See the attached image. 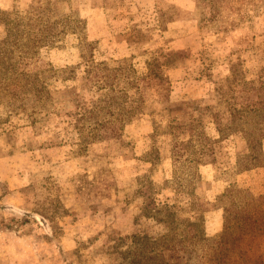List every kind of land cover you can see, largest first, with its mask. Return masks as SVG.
<instances>
[{"label":"rangeland","instance_id":"obj_1","mask_svg":"<svg viewBox=\"0 0 264 264\" xmlns=\"http://www.w3.org/2000/svg\"><path fill=\"white\" fill-rule=\"evenodd\" d=\"M7 29L27 73L57 76L46 113L0 98V264H183L158 208L195 194L214 237L219 196H253L233 178L264 165V0H0ZM98 88L119 95L92 129Z\"/></svg>","mask_w":264,"mask_h":264},{"label":"trees","instance_id":"obj_2","mask_svg":"<svg viewBox=\"0 0 264 264\" xmlns=\"http://www.w3.org/2000/svg\"><path fill=\"white\" fill-rule=\"evenodd\" d=\"M6 31L11 43L5 46L0 43V98L16 93L22 95L29 114L40 115L48 112L44 97L48 95L50 80L56 79V73L50 70L36 74L27 73L20 66V62L33 45L26 40H20L22 31L10 29ZM96 91L90 103V109L97 113L92 121L94 126L88 124L92 129L108 124L109 120L99 118L105 114L110 117L111 107L117 104L116 96L119 95V93L114 95L113 91L105 92L103 88H98ZM98 92L100 97L96 99ZM225 97L222 96L221 99ZM115 108L122 109L120 105ZM138 108L139 104H134L129 107L128 113H133ZM87 109L85 105L81 106V111L85 112ZM75 129L79 128L75 126ZM250 155V153L247 155L250 164L242 171L259 165ZM228 196L235 199L228 200L226 207H218L223 211L224 227L222 232L214 237H207L205 234L204 215L199 198L195 194L189 195L190 199L187 200V207L184 209L180 208V203L164 204L158 208V213H164L159 217V221L166 230L161 248L165 251L182 253L188 261L195 257V260L201 261V264H264V216L262 215L264 194L254 197L240 190L227 189L219 198L227 199ZM241 218H248L247 223L241 224ZM153 254L150 252L148 256ZM151 260L152 258L149 257V261ZM188 261L183 264H188Z\"/></svg>","mask_w":264,"mask_h":264},{"label":"crops","instance_id":"obj_3","mask_svg":"<svg viewBox=\"0 0 264 264\" xmlns=\"http://www.w3.org/2000/svg\"><path fill=\"white\" fill-rule=\"evenodd\" d=\"M238 149L235 148V152ZM261 150L263 151V156H264V142H263V147H261ZM238 152V151H237ZM248 148H247V153L248 154ZM234 163H231V166L234 167ZM205 169V167L203 168ZM215 183V193H214V198L223 193L225 189L230 187L231 183L223 180H216ZM233 183L236 184L238 187L243 188L251 192V194L254 197H258L264 194V165H255L251 169L242 171V172H237L234 175L233 178ZM203 184H199L201 186ZM212 188V187H210ZM205 193V192H202ZM207 194H210V192H207ZM197 195L200 197V194L197 192ZM206 195L204 194V197ZM216 210L214 212H209V215H221L222 210L219 208H215ZM264 212V211H263ZM222 228V223L220 220H218L217 225H213L212 223H207L205 224V232L207 235H213L219 231H221Z\"/></svg>","mask_w":264,"mask_h":264}]
</instances>
